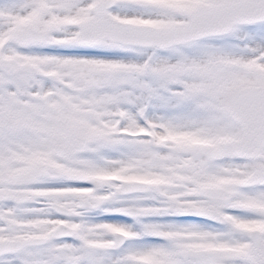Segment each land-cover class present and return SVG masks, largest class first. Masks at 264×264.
<instances>
[{
	"label": "snow or ice",
	"instance_id": "obj_1",
	"mask_svg": "<svg viewBox=\"0 0 264 264\" xmlns=\"http://www.w3.org/2000/svg\"><path fill=\"white\" fill-rule=\"evenodd\" d=\"M0 264H264V0H0Z\"/></svg>",
	"mask_w": 264,
	"mask_h": 264
}]
</instances>
